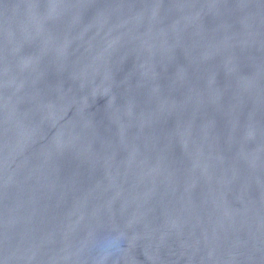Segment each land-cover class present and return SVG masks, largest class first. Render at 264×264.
Masks as SVG:
<instances>
[{
    "label": "water",
    "instance_id": "1",
    "mask_svg": "<svg viewBox=\"0 0 264 264\" xmlns=\"http://www.w3.org/2000/svg\"><path fill=\"white\" fill-rule=\"evenodd\" d=\"M0 264H264V0H0Z\"/></svg>",
    "mask_w": 264,
    "mask_h": 264
}]
</instances>
